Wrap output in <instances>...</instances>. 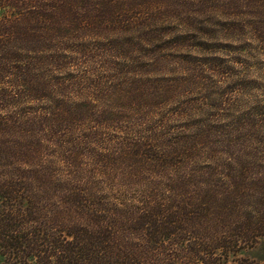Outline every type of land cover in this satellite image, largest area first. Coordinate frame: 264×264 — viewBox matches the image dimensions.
I'll return each mask as SVG.
<instances>
[{
	"label": "rangeland",
	"instance_id": "374dc122",
	"mask_svg": "<svg viewBox=\"0 0 264 264\" xmlns=\"http://www.w3.org/2000/svg\"><path fill=\"white\" fill-rule=\"evenodd\" d=\"M120 3L134 26L98 39L97 32L77 40L68 34L61 58L50 64V90L69 97L71 116L44 141V165L62 184L95 186L106 201L129 203L141 187L163 186L155 173L170 161L177 185L213 172L225 186L214 193L241 181L251 187L248 205H256L264 156L250 155L244 135L264 144V0ZM248 166L252 173L242 181L237 175ZM136 171L146 172L137 184L119 176ZM262 243L238 258L263 261Z\"/></svg>",
	"mask_w": 264,
	"mask_h": 264
},
{
	"label": "trees",
	"instance_id": "16d2710c",
	"mask_svg": "<svg viewBox=\"0 0 264 264\" xmlns=\"http://www.w3.org/2000/svg\"><path fill=\"white\" fill-rule=\"evenodd\" d=\"M133 22L120 0H0V264H264L238 258L264 247V187L257 188L262 199L248 205L250 186L234 181L214 193L225 186L213 172L177 185L169 161L155 173L162 187L153 181L129 203H111L95 186L62 184L44 165V141L70 114L69 97L50 90L61 41L73 33L76 40L118 36ZM249 134L243 143L250 155L264 156V144L246 140ZM145 173L119 176L137 184ZM251 173L248 166L237 176Z\"/></svg>",
	"mask_w": 264,
	"mask_h": 264
}]
</instances>
